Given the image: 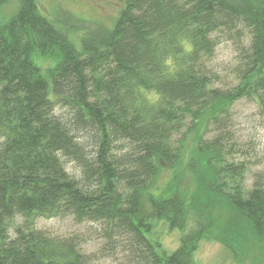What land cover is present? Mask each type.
<instances>
[{"label":"trees","instance_id":"obj_1","mask_svg":"<svg viewBox=\"0 0 264 264\" xmlns=\"http://www.w3.org/2000/svg\"><path fill=\"white\" fill-rule=\"evenodd\" d=\"M81 21L0 0V264H196L202 229L170 252L147 238L156 221L184 231L194 211L154 182L196 131L207 206L230 207L263 257L264 146L235 131L242 102L264 120V0H125L112 28L85 30L76 48ZM224 44L231 62L216 64ZM37 58L53 62L47 77ZM65 217L95 228L34 226ZM91 239L103 242L95 255L82 252Z\"/></svg>","mask_w":264,"mask_h":264},{"label":"rangeland","instance_id":"obj_2","mask_svg":"<svg viewBox=\"0 0 264 264\" xmlns=\"http://www.w3.org/2000/svg\"><path fill=\"white\" fill-rule=\"evenodd\" d=\"M13 4V3H12ZM10 4L9 6H12ZM42 14L55 21L58 13L75 16L82 30L69 34V38L76 48H80L79 38L85 30L110 29L114 26L119 12L123 9L125 0H38ZM7 11V10H6ZM86 28V29H85ZM233 50L229 45L219 46L215 63L227 64L231 62ZM35 63L41 73L47 77V70L53 65L51 60L37 58ZM237 129L235 137L239 140L253 139L264 146V120L257 115L255 107L244 102L236 105ZM199 131L190 135L182 149L180 164L175 170L161 168L155 179V193L162 196L175 195L181 197L194 209L189 214L188 223L184 231L171 230L164 221H156L147 238L160 243L161 249L170 252L178 246L179 241L186 234L203 230V239L197 245L195 253L196 264H264V256L247 248L248 229L232 209L226 206H207L206 192H201V186L196 180V174L210 178V169L207 167V155L196 147ZM198 205V206H197ZM220 209V210H219ZM21 220H17V223ZM37 229L51 232L54 235L81 234L86 236L88 228L93 230L95 225H74L71 218L46 219L38 218L34 221ZM232 238L233 251L225 246ZM242 240H245L243 242ZM103 245L102 241L86 240L82 244V252L97 254ZM253 251V252H252ZM256 257L254 258V254ZM96 264H113L111 258L99 260Z\"/></svg>","mask_w":264,"mask_h":264}]
</instances>
